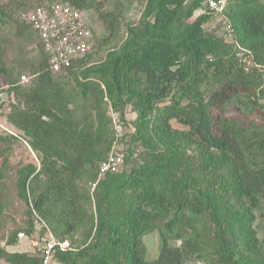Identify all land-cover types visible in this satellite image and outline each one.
<instances>
[{"label":"trees","instance_id":"trees-1","mask_svg":"<svg viewBox=\"0 0 264 264\" xmlns=\"http://www.w3.org/2000/svg\"><path fill=\"white\" fill-rule=\"evenodd\" d=\"M59 1L86 11L95 0H45ZM204 2L146 0L141 30L133 33L112 56L105 76L95 81L79 78L75 73L100 44L108 45L117 39L121 27L115 10L96 8L107 36L96 41L92 54L63 74L46 71L45 59L39 54L35 83L29 88L13 85L10 89L17 92L16 99L22 107L13 105L9 119L39 159L38 168L30 164L21 170V197L30 211L45 220L53 231L68 235L88 220L85 203H89L90 197L81 191L78 180L87 169L97 176L99 163L111 149V141L104 137L102 128L96 129L86 116L81 117L70 107L58 79L73 78L79 94L92 96L97 105L108 103L114 112L112 97L118 93L136 94L135 85L143 81L150 90L148 106L168 99L157 109L163 136L178 135L213 150L223 164L231 165L234 199L245 215L248 238L244 248L264 258V104L260 103L264 100V3H228L224 20L219 22L227 36L224 22L230 25L231 42L237 51L221 54L215 47L218 42L206 38L204 26L213 14ZM197 11L200 13L195 15ZM0 13L5 16L3 10ZM181 15L190 22L171 38L168 31ZM21 23L18 34L25 30L33 34L29 25ZM2 65L0 58V75L5 72ZM118 114L125 122L123 113ZM172 120L188 130L173 131ZM122 158V171L105 175V183L97 186L92 241L80 252L56 253L54 261L187 264L195 258L205 264H223L218 263L220 259L224 264H240L232 260L240 252L233 242L220 247L216 263L205 254L207 245L202 235L206 227H201V215L207 208L214 209L213 203L205 205L196 196L187 197L180 179L162 175L160 160L153 167L147 164L127 172L123 153ZM115 184L134 189L128 205L119 213L110 193ZM27 193L32 195L29 203ZM153 231L159 235V251L156 259L147 261L142 237ZM174 242L179 245H173ZM11 263L40 264V254H13Z\"/></svg>","mask_w":264,"mask_h":264},{"label":"rangeland","instance_id":"rangeland-1","mask_svg":"<svg viewBox=\"0 0 264 264\" xmlns=\"http://www.w3.org/2000/svg\"><path fill=\"white\" fill-rule=\"evenodd\" d=\"M260 1L264 3V0ZM145 2L146 0L94 1L84 15L86 22L94 31L96 41L103 40L107 36L103 23L98 19L96 8L99 11L115 10L121 23L120 32L118 38L110 44H100L98 48L95 46L96 51L78 67V73H75V76L95 81L105 76V70L112 56L121 50L133 33L141 30ZM41 3L46 2L45 0H0V11L3 10L5 13V16L0 13V20H2L0 58L5 71L0 75V97L6 94L0 100V264H12L13 254H26L31 257L37 255V247L33 245V242L40 244L48 233L55 239L67 241L72 251L80 252L92 241L96 226L95 192L97 186H101L106 181L105 176L94 177L93 170L90 169H87L78 180L81 191L90 197L89 203L88 200L85 203L89 218L75 232L68 235H62L57 230L53 231L45 220L30 211V206L21 197L19 188L21 170L30 164L38 168L39 159L24 140L22 133L9 119L13 105L22 107V102L19 103L16 99L17 92L10 89L13 85L29 88L36 81L34 73L40 61L36 38L28 30H25L22 35L18 34L17 27L18 25L22 27V15ZM199 13L200 11H197L194 14ZM189 22V19L181 15L177 23L169 29L168 35L172 38ZM220 26L219 20L211 17L204 26L206 38L218 42L215 43V47L219 53H236V48ZM20 75H25L29 79L28 82L20 83ZM58 81L61 82L70 107L74 108L81 117L86 116L96 129L102 128L104 137L111 141L110 146H112L115 137L108 123L109 104L103 102L104 104L97 105L92 96L79 94L73 78H63ZM135 86L136 94L126 96L118 93L111 99L115 111L123 113L127 119L124 122L123 135L116 138V147L121 149L124 158L127 159L124 171L128 172L132 167H143L147 164L153 167L156 161L160 160L162 175L180 179L187 197L196 196L205 205L213 203L215 207L211 210L207 208L201 215V227H206V232L202 236L207 245L205 254L208 260L216 263L219 259L217 252L220 247L223 244L229 246L228 244L233 242L240 252L233 255L232 260L236 259L240 264H263L264 258L255 252L248 253L244 248V242L248 238L245 215L234 199L231 165L223 164L213 150L189 143L178 135L163 136L159 130L157 109L167 103L168 99L152 107L148 106L150 90L145 87L143 81ZM122 87L126 89L127 85L122 84ZM260 103L264 104V100ZM170 124L173 131L177 133L188 130L175 120H172ZM98 151H102V148ZM110 193L117 202L118 208L115 210L119 213L128 205L130 198L134 195V189H124L115 184L110 188ZM31 197L32 195L27 193L28 203ZM18 233H23V236L19 238ZM142 241L145 246V259L147 261L156 259L159 251L158 232H150L142 237ZM173 245L178 246L179 242H174ZM218 263L224 264L221 259ZM50 264L59 263L53 260ZM187 264L205 263L191 258Z\"/></svg>","mask_w":264,"mask_h":264},{"label":"built area","instance_id":"built-area-1","mask_svg":"<svg viewBox=\"0 0 264 264\" xmlns=\"http://www.w3.org/2000/svg\"><path fill=\"white\" fill-rule=\"evenodd\" d=\"M231 1L233 0H205L204 3L212 11L213 17L223 21L224 11ZM84 14L85 11L69 2L59 1L40 4L22 15V22L30 26L36 38L39 53L45 59L46 71L52 74L66 73L94 52L96 46L94 31L86 22ZM224 24L228 38L232 41L231 27L227 22ZM241 51L247 52L243 49ZM19 78L20 83L29 80L25 75H20ZM109 111L115 141L106 158L98 165V177L119 173L123 169L122 153L116 147V138L123 135L124 121L110 106ZM17 236L20 238L23 233H18ZM33 245L40 254V264H50L56 253L73 250L67 241L55 239L50 233L40 244L33 242Z\"/></svg>","mask_w":264,"mask_h":264},{"label":"water","instance_id":"water-1","mask_svg":"<svg viewBox=\"0 0 264 264\" xmlns=\"http://www.w3.org/2000/svg\"><path fill=\"white\" fill-rule=\"evenodd\" d=\"M6 96V94L4 93L2 96H1V98H4Z\"/></svg>","mask_w":264,"mask_h":264},{"label":"clouds","instance_id":"clouds-1","mask_svg":"<svg viewBox=\"0 0 264 264\" xmlns=\"http://www.w3.org/2000/svg\"><path fill=\"white\" fill-rule=\"evenodd\" d=\"M39 54H40V53H39ZM39 54H38V55H39Z\"/></svg>","mask_w":264,"mask_h":264}]
</instances>
